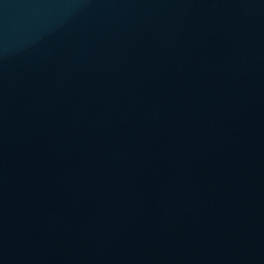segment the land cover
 Here are the masks:
<instances>
[{"label":"water","instance_id":"water-1","mask_svg":"<svg viewBox=\"0 0 264 264\" xmlns=\"http://www.w3.org/2000/svg\"><path fill=\"white\" fill-rule=\"evenodd\" d=\"M0 264H264V0H0Z\"/></svg>","mask_w":264,"mask_h":264}]
</instances>
